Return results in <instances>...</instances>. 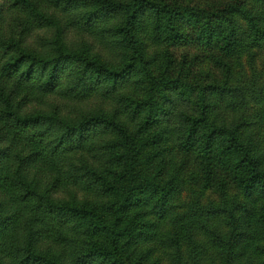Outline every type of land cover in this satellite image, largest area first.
<instances>
[{"label":"trees","instance_id":"16d2710c","mask_svg":"<svg viewBox=\"0 0 264 264\" xmlns=\"http://www.w3.org/2000/svg\"><path fill=\"white\" fill-rule=\"evenodd\" d=\"M249 1L264 3L229 0L199 9L182 0H0V189L7 202L0 264H59L38 252L46 238L67 249L73 264H143L144 218L177 215L181 200L175 182L161 183L148 171L167 128L205 168L214 158L228 165L242 196L216 203L197 196L186 205L188 260L178 228L170 244L165 238L169 258L204 264L205 251L192 239L196 228L222 264L240 263L243 242L260 227L254 204L264 200V137L260 148L257 129L264 123V81L228 75L196 86L167 50L158 66L155 56L146 59L143 30L149 28L151 42L172 46L190 36L225 54L259 48L264 9L248 10ZM49 29L52 36L40 35ZM64 29L96 31L113 59L64 47ZM57 97L93 103L75 111L46 103ZM66 184L107 201L100 207L59 200ZM19 216L23 223L8 239Z\"/></svg>","mask_w":264,"mask_h":264},{"label":"rangeland","instance_id":"374dc122","mask_svg":"<svg viewBox=\"0 0 264 264\" xmlns=\"http://www.w3.org/2000/svg\"><path fill=\"white\" fill-rule=\"evenodd\" d=\"M188 5L195 8H209L224 4L229 0H182ZM247 9L250 11H258L264 9V3L259 1H249ZM62 37V44L64 47L74 50H83L89 54L100 53L108 59H113L112 53L108 51L106 42L100 35L94 32H84L75 29H64ZM55 33L53 29H49L41 33V36L50 37ZM149 33V28L143 30L144 42H146L145 57L151 59L155 56L156 66H158L164 58L165 50H167L174 58L176 65L183 64L185 69L191 73L189 81L196 86H205L214 81L225 79L228 75L231 79H257L259 82L264 81V44L255 49L248 47L237 48L232 54H225L219 49L216 44L202 45L196 40H189L184 44L167 45L162 42L153 43ZM47 104H56L65 107L69 111L91 107L92 103L75 102L57 98H47ZM161 127H164L161 125ZM160 130L156 128L154 131ZM258 139L260 148L263 147L264 137V123L257 126ZM161 142L157 143L153 150H151L152 159L148 166V171L152 175L157 176L161 183L173 181L180 188L181 200L178 202L174 212L177 215H171L168 218H158L155 214L148 213L144 220L146 221V230L149 235V240L141 242L139 246L146 254V259L143 264H173L169 258L168 242L165 238L172 232L179 229V240L181 242V250L183 261H187V254L190 246L186 242L188 237L182 235V229L185 227L181 222L182 215L185 213L184 207L197 200L205 199L211 200L214 203L221 201L224 196H231L238 194V190L234 184L232 172L230 167L222 163L219 159H212L207 167H204V161L196 152H190L180 147L175 139L170 128L166 132L161 133ZM148 154V153H147ZM238 198H242L240 193ZM56 198L62 201L76 202H92L100 207L106 203L107 199L99 198L96 195L73 188L71 185H62V188L56 194ZM7 207V202L4 197L3 190L0 189V210ZM15 210V209H14ZM264 200H259L254 204L253 218L256 225L260 227L251 236L247 237L245 242L239 250L240 259L238 264H264V232L260 233L263 226ZM23 223L22 216L13 220L8 228L7 238H11L14 233L21 227ZM168 236V241L170 244ZM192 239L198 243L205 251L203 254L204 264H222L217 252L212 248V244L206 237L196 228L192 231ZM171 248V247H170ZM37 250L40 254L47 258L57 261L59 264H73L69 251L59 247L51 239H43L39 241ZM1 253V252H0ZM140 253V248H136L134 256H132V263L135 255Z\"/></svg>","mask_w":264,"mask_h":264}]
</instances>
